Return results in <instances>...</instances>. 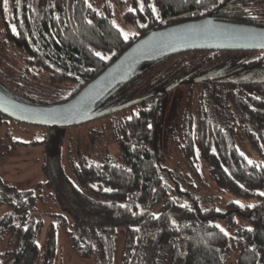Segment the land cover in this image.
Listing matches in <instances>:
<instances>
[{
  "label": "trees",
  "instance_id": "1",
  "mask_svg": "<svg viewBox=\"0 0 264 264\" xmlns=\"http://www.w3.org/2000/svg\"><path fill=\"white\" fill-rule=\"evenodd\" d=\"M94 1L7 0L5 3L0 0V90L30 104L66 101L137 40L152 30L173 25V22H147L141 15V0H119L128 2L130 9H134L125 12L124 20L137 25L136 32L125 39L114 23L112 0H99L100 8ZM201 1L205 17L231 21L229 13L227 18L219 17L224 15L223 9H208V3H214L213 0ZM152 2L157 11L147 13L162 18L197 5L196 0H145L143 4L149 7ZM241 14L244 16L245 12ZM244 20L245 17L236 18V21ZM258 24L255 25L264 27V22ZM97 52L107 59L97 56ZM243 53L248 52L215 54L218 60L228 61L240 59ZM186 60L185 54H170L145 62L141 72L138 68L129 81L116 87L98 104L100 110L110 107L111 100L117 97L116 91L119 94L120 90L133 86L146 85L145 88L162 91L161 95L130 107L136 111L113 124L120 157H81L71 161L66 175L63 167L58 169V174H51L47 157L42 164L43 173L50 175L47 182H38L36 188L47 186L54 190L53 196L72 221L66 232L71 249L79 257L93 260V264H226L234 251L237 253L234 264H264V195L260 194L264 193V161L249 164L236 145L237 138H228L218 130L213 132L216 125L212 127L203 104L196 109H202L198 112L199 124L194 122L195 97L191 96L189 101H194L191 109L181 116V119L189 116L194 123L190 122L189 130L181 132L175 141L188 169L197 177L203 167L216 190L233 200L224 204L223 210L206 209L191 191L176 190L163 177L158 135L165 95L171 84L180 87L186 81L181 78L189 66L185 65ZM60 92L63 97L49 100ZM218 93L213 96L219 99L216 113L235 117L236 125L249 127L252 133L245 139L252 149L262 151L264 85L239 92L242 97L228 89ZM199 99H212V96L203 94ZM173 100L177 103L180 96ZM235 107L239 108L238 116L233 113ZM3 122L52 128L21 123L0 113V124ZM6 136L14 150L43 143L21 142L8 133ZM6 150V146L0 147V155ZM192 186L195 187L193 183ZM37 193L18 186H4L3 200L11 208L0 216V264H56L63 221L50 223L46 246L42 249L37 239L44 228V219L31 217ZM236 201L247 203L241 207ZM253 208H258L256 215L251 211ZM218 218L225 219L228 228H233L231 233L216 227L214 219ZM120 236L123 241L117 255ZM10 241L15 247L8 250Z\"/></svg>",
  "mask_w": 264,
  "mask_h": 264
},
{
  "label": "rangeland",
  "instance_id": "2",
  "mask_svg": "<svg viewBox=\"0 0 264 264\" xmlns=\"http://www.w3.org/2000/svg\"><path fill=\"white\" fill-rule=\"evenodd\" d=\"M112 3L115 25L121 29L124 35L128 36L136 32L137 25L126 22L123 17L125 12L130 10L128 2L122 3L119 0H112ZM93 4L100 8L99 0L94 1ZM143 66L142 64L139 67L138 72L142 71ZM145 87L146 85L129 87L126 90H120L119 94L116 91L117 97H114L108 106H117L141 98L145 93L152 95L158 91L149 86ZM60 93L59 95L50 97L49 100L57 97L60 98V96L63 97L64 94ZM190 93H193V91L189 92L185 86L181 85L180 87L172 88L165 95L164 113L158 135L159 147L162 154L161 166L163 168V177L176 190L191 191L192 196L198 198V203L201 207L206 209L217 207V209L223 210L224 204L233 199L216 190V186L211 182L207 171L203 167L200 169V176L196 177L194 172L189 170L187 164L183 161L178 148L179 145L175 141L176 136H179L181 133V116L185 113L187 114L194 103V101L189 103L192 98ZM176 95L180 96V101L177 103L173 102ZM133 111H136V109L129 107L81 125L52 127L49 130L40 127L22 126L21 124L12 122L0 124V147L6 146L7 149L4 154L0 155V216L11 208V205L3 200L4 186L13 185V187L18 186L38 192V199L33 210H31V217H43L44 219V228L37 239L42 249L46 246V231L50 223L58 222L60 224L61 220L63 221L61 222L58 236L60 255L57 258L56 264H93V260L79 257L73 252L66 234L72 227L70 216L61 208L60 202L53 196L54 190L47 186H44L40 190V188H36L37 183L43 182L44 184L47 182L50 173L56 175L59 173L58 169H62V167L66 175L69 172L71 161L79 160L81 157L84 159L90 157L100 159L108 155L114 158L120 157L121 152L113 124L117 119L125 117L126 114L131 115ZM173 130L178 131L174 132ZM6 133L13 136L14 140L21 142L38 140L43 141V143L35 146H23L14 150L10 145L11 142H8ZM236 145L248 160L253 162L264 161V149L260 152L252 149L245 138H237ZM46 157L49 159V175L44 174L42 169V164L46 160ZM192 183L195 187L192 186ZM176 193L178 192L176 191ZM216 197H219V199H216ZM245 203L247 202L240 201L241 205H245ZM250 203L253 202H249L248 204ZM214 221L226 232H232L233 228H228L225 219L218 218L214 219ZM122 241L123 238L120 236L118 239L117 255L120 253ZM14 247L15 243L10 241L8 250ZM236 257L237 253L234 251L227 257L226 264H234Z\"/></svg>",
  "mask_w": 264,
  "mask_h": 264
},
{
  "label": "water",
  "instance_id": "3",
  "mask_svg": "<svg viewBox=\"0 0 264 264\" xmlns=\"http://www.w3.org/2000/svg\"><path fill=\"white\" fill-rule=\"evenodd\" d=\"M193 50H264V27L205 17L152 30L132 44L72 98L52 105H38L19 101L0 90V113L35 126L81 125L161 95L162 91L158 90L152 95L105 110L97 108L116 87L129 81L145 62ZM175 86L172 84L167 90Z\"/></svg>",
  "mask_w": 264,
  "mask_h": 264
},
{
  "label": "flooded vegetation",
  "instance_id": "4",
  "mask_svg": "<svg viewBox=\"0 0 264 264\" xmlns=\"http://www.w3.org/2000/svg\"><path fill=\"white\" fill-rule=\"evenodd\" d=\"M144 1L145 0H143V2ZM202 2L203 1L197 3V5L195 4L196 7L194 6L193 9H190L189 11L187 10L186 12H181L177 15H174L175 13L169 14L167 15V18L147 13L152 10L150 7L144 5V10H142L141 15L148 19L147 22H159V24H164L166 22L169 24V22H173V25H176L183 22L197 20L195 19V16H201V18L207 16V14L201 12V10H203L201 8ZM213 2L214 3L211 4L208 3L207 7L208 9L215 10L223 9L222 13H224V15L219 17L227 18V13L230 14L231 21L228 20L225 22H251L256 25H259V22H264V0H213ZM152 5H155V2H152ZM243 12H245L244 16L241 14ZM241 17H245V20L236 21V18ZM216 20L224 21L220 19ZM218 51L248 53H243L238 60L231 58L228 61H220L216 58L215 54ZM179 54H185L187 56L185 65H189L181 76V78L186 79L181 85L185 86L189 92L193 91V93L190 94L193 98L195 97L194 110L197 112L194 122L199 124L200 119L198 112L202 109H196L203 104V108H205L203 111L207 113L209 122L213 124L212 127L216 125L213 132L218 130L220 133H223L225 136L227 135L228 138L231 139L248 137V135L252 133V131L248 130L249 127L242 126L241 124L236 125L238 119L235 117L230 118L225 114H221L222 116H220L219 113H216V106L217 108L220 106L219 99H215L213 96H217L219 94L218 91L220 90L228 89L233 90L237 96L239 95L242 97L243 94H240L239 92L264 85V50H193L181 52L176 55ZM247 57H249V59H247ZM181 58L183 59V57ZM245 60L246 62L242 63ZM173 84L177 86V83ZM203 94H207L210 98L212 96V99H199ZM244 99L246 100V98ZM238 111L239 108L235 107L233 111L235 116H238ZM190 119L189 116L182 117L180 132L184 133L186 130H189L190 122L194 123ZM212 127L210 128L212 129ZM177 131L178 130H174V132ZM251 211L256 215L258 213V208H253Z\"/></svg>",
  "mask_w": 264,
  "mask_h": 264
},
{
  "label": "snow or ice",
  "instance_id": "5",
  "mask_svg": "<svg viewBox=\"0 0 264 264\" xmlns=\"http://www.w3.org/2000/svg\"><path fill=\"white\" fill-rule=\"evenodd\" d=\"M196 2L197 3H199L200 2V0H196ZM5 3H7V0H5ZM89 7H91V5H89ZM149 7L151 8V10H152V12H156L157 10H156V8H155V5H149ZM140 9L141 10H144V4H143V0H141V2H140ZM130 10H133L134 11V9H130ZM142 27L144 26V25H141ZM13 32H16V28H15V26H13ZM128 37H127V35L125 34V39H127ZM96 55L97 56H100L102 59H107V57H104V56H102V54L101 53H99V52H97L96 53ZM149 127H150V125H149ZM248 163L249 164H253V161H251V160H248ZM261 195H264V193H260ZM236 203L237 204H240V202L239 201H236ZM252 205H249V207H251ZM241 207H243V205H241ZM217 211H219V210H217ZM216 227H220L219 225H217ZM221 231H224L223 229H221ZM227 234V233H226Z\"/></svg>",
  "mask_w": 264,
  "mask_h": 264
}]
</instances>
